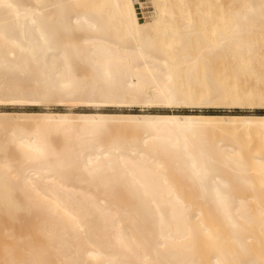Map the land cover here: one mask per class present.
I'll use <instances>...</instances> for the list:
<instances>
[{
    "label": "bare ground",
    "instance_id": "obj_1",
    "mask_svg": "<svg viewBox=\"0 0 264 264\" xmlns=\"http://www.w3.org/2000/svg\"><path fill=\"white\" fill-rule=\"evenodd\" d=\"M151 3L141 22L135 0H0V100L264 102V0ZM0 120L14 149L6 155L0 141L1 262L25 264L29 254L32 264H134L129 250L140 264H264V116L47 112ZM110 123L131 125L114 126L105 141ZM58 134L64 150L51 141ZM172 148L180 178L160 157ZM73 182L86 185L87 201L94 191L100 199L75 206L61 195L81 191ZM117 188L127 201L109 205ZM33 206L44 214L33 229L40 237L22 253L3 232ZM49 253L55 260L44 262Z\"/></svg>",
    "mask_w": 264,
    "mask_h": 264
},
{
    "label": "rangeland",
    "instance_id": "obj_2",
    "mask_svg": "<svg viewBox=\"0 0 264 264\" xmlns=\"http://www.w3.org/2000/svg\"><path fill=\"white\" fill-rule=\"evenodd\" d=\"M140 2L143 5H140ZM135 5H136V9H137V13H138V16H139L140 21L141 22H145V21L149 20V18H150V12H153L154 9H155L154 8V5L151 3V0H142V1L135 0ZM5 101L6 102H9V103H6ZM47 112H52V113H68V114L69 113L70 114H72V113L73 114H75V113L76 114H81V113H85V112L86 113L98 112V113H105V114H107V113L108 114H141V113L142 114H144V113L170 114V113H176V114L261 115V116H264V102L261 103V104H237V105H227V106L221 105V104L218 103V101H216L215 103L207 104V105L205 104V105H201V106H195V105H192V104H181V105H174L172 107H164V106H127V107H120V106H116V105H112V106H94V105H83V104L82 105H75V103H72V102H66V103H61V104L54 103V102H52V103H43V102L41 103L40 102V103L37 104L36 102H31L29 100L19 99V98H14V99L13 98H9V99H5V100H2V101L0 100V113H12V114L25 115V114L47 113ZM11 118L13 119V121L14 120H16V121L18 120V123L15 121L13 123V125H17V124H19L20 122L23 121V119H20L19 120L18 118L17 119L16 118L14 119L13 117L7 118V121H8V119H11ZM4 121L6 122V120H3V122ZM32 121H34V120H32ZM32 121H29V122L34 123ZM3 122L2 123L0 122V125H2V124L4 125ZM9 123L12 124V121L8 122L7 126H9ZM23 123H26V122L24 121L21 124H23ZM28 123H27V125H28V127L31 126L30 128H32V125H36V124H32V125L29 126L30 123L29 124ZM35 123H36V121H35ZM122 124L123 125H120L118 123L117 124L116 123H114V124L113 123H110V125L112 126V127H110V125H109V127H110V131L109 132L110 133L108 132V134H105L104 137H103V140H105V141H108L109 140L110 141L112 139V135L113 134L111 133V128H114V126H116V125L118 126L119 125L118 128L120 127L122 129H124V128H127L128 125H131L130 123H127V124L122 123ZM117 126L115 128H117ZM9 127L8 128L5 127V128H1L0 129V141L2 140V143H3V141L6 143V138H7L6 136H8V134L5 136L4 131H7V129H9ZM115 128L112 130L113 133L116 130ZM214 131H217V129H214ZM8 132H9V130H8ZM54 136H53V139L51 137V141L53 140L52 141L53 144L55 146H57L58 149L59 148L61 149L62 147H64L65 142H66V137H63L61 134L54 135ZM110 136H111V139H110ZM105 141H103V142H105ZM6 145L9 148V149L7 148L5 150L6 151L5 152L6 155H7V153H8V155H10L12 153L14 154V149L13 148L10 149V146H9L10 143L9 144L6 143ZM172 149H167V151L168 150L170 152L171 151H174V149L173 150ZM8 150H9V152H8ZM62 150H64V148H62ZM168 152H167V154H165L166 152H163L164 154L163 153L160 154V157L165 162H168V166H169L168 167L169 168V177L171 175L173 177H175L177 175L176 177L179 176V178H180V173L179 172H176L177 169L174 170L176 168L175 167V163H174V161H175L174 158H172L174 160V161L172 160L173 163L171 162V157H173V152H171V153L170 152L168 153ZM163 156H164L165 159L163 158ZM133 157H135V156L133 155ZM138 157H136V158H138ZM147 164H149V163H147ZM166 164L167 163H165V165ZM171 164H173L172 167H175L173 170H172ZM166 167H167V165H166ZM170 169H171V171H170ZM51 181L52 180H50V181L46 180V182L43 185L44 186H45V184L46 185H51L52 182H53V181L52 182ZM181 183H183L185 185H188V182L185 181V180H184V182H181ZM77 184L78 183H75V184H74V182L72 183V185L79 186V184L78 185ZM80 185L83 186L82 187L83 189L86 187L85 184H80ZM81 186H79L81 191H79V189H74V190L72 189L71 190L69 188L70 189L69 190L68 188H66L67 189L66 191H65V189H63V191H62L63 193L61 192V195H63V197H65V195L68 194V196H67L69 198L68 201H70L72 199L73 204H74V201L75 202L78 201V202H76V204H74L75 206L79 205V202H80V205H92L93 203H94L93 205H95L96 200L100 199L98 197H101L100 196L101 195L100 194L101 192L100 191H94V193L96 192L95 193L96 194V198H94L95 197V194L92 193L93 196L88 195V196H90V198H88V201H87V197L84 196L85 194H84V191H82L83 189L81 188ZM117 189H119V190H117ZM117 189H116L117 191L115 190L116 193L114 192L113 196L111 195L110 198L107 197L108 199H106V202L110 203L109 205H113V203H114V205L118 204L120 202V200H117L118 198L121 199L122 202L127 201L126 200L127 199L126 198L127 197L126 195H125V197L124 196L122 197V195L125 194L124 191H123V193H124L123 194L122 191L120 192V190H121L120 188H117ZM90 190L93 192V188L92 187L90 188ZM72 191H75V192H72ZM76 192L78 193V195L76 194ZM72 193L74 194V197L71 196ZM121 193H122V195H121ZM47 194H49V193H47ZM79 195H81V196H79ZM16 197H18L21 201H22V198H24V197L20 196V194H17ZM109 199H111V200H109ZM84 200L86 202H84ZM115 200H117V202ZM23 201H25V199ZM101 202L102 201H100L99 204ZM111 202H112V204H111ZM103 204H105V203H103ZM103 204L101 203V205H103ZM70 205H72V204H70ZM29 208L30 209H28V210L25 209V211L24 210L18 211L16 213V216L17 217H18V215H20L18 217L19 218L18 219V222L17 221L14 222L13 225L11 226V228L9 227L10 231L8 230L6 232L5 231L3 232L4 233L3 236L6 238V240L8 242H11L12 243L13 247L17 248L18 246L19 247H22V246L24 247L25 246V248H24L25 251L22 252V253H25L26 252V249L28 248V247L26 248V246H28V244H30L31 242L34 241L33 238H35V236H34L35 234H36V236H38V239H39L40 236L37 233H34L33 232V229L35 228L36 224L38 223V219L40 220V219H42V216L44 217V214H41L40 211H38V209H35L34 208V206H33V209L34 210H32V207H29ZM37 217H39V218H37ZM192 220H193V218H192ZM26 232H29V234L27 233L28 235H26V234L24 235V233H26ZM28 240H32V241L30 242ZM25 243L27 245H25ZM162 248H164V247H160L159 249L162 250ZM110 249L113 250L114 248H109L108 250L106 249V252L107 251L108 252H111ZM115 249L116 250L117 249L119 250V248H117V247H115ZM28 250L29 249H27V252L29 253ZM116 250H114V252H119L118 250L117 251ZM140 251H139V254H141L143 252V251H141V252ZM123 252L126 255L128 254L130 256L129 258L132 261V263L135 264V262H136V264H137V262H138L140 264V262H139L140 259H136L135 253L131 254L129 252V250L128 251L127 250L126 251L124 250ZM50 253H49V256H47L48 254H45L43 256L44 262H48L51 259H52L51 260L52 262L55 260L53 258L56 256V254H54V252H53V254L55 255L53 257V254L50 255ZM24 256H27V259L25 260V264H27V263L28 264H32V262L34 261V259L31 260L29 254H26ZM152 256L155 257L154 255H152ZM9 258L10 257H7V259H9ZM51 261H49L48 263H50ZM2 262L4 263L3 260H2ZM2 262L0 261V264H2Z\"/></svg>",
    "mask_w": 264,
    "mask_h": 264
}]
</instances>
